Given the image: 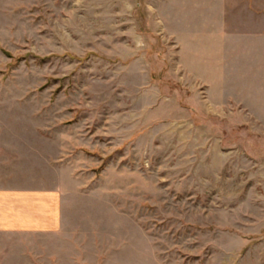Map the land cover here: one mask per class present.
Listing matches in <instances>:
<instances>
[{"label":"rangeland","instance_id":"obj_1","mask_svg":"<svg viewBox=\"0 0 264 264\" xmlns=\"http://www.w3.org/2000/svg\"><path fill=\"white\" fill-rule=\"evenodd\" d=\"M248 4L0 0V185L62 192L59 230L0 231V264H264Z\"/></svg>","mask_w":264,"mask_h":264},{"label":"crops","instance_id":"obj_2","mask_svg":"<svg viewBox=\"0 0 264 264\" xmlns=\"http://www.w3.org/2000/svg\"><path fill=\"white\" fill-rule=\"evenodd\" d=\"M249 3L247 15L250 13L255 19L264 16V3L260 0H249ZM247 27L264 40L263 27ZM245 33L250 34V31ZM61 219L62 192L59 185H0V231L55 232L61 227Z\"/></svg>","mask_w":264,"mask_h":264}]
</instances>
